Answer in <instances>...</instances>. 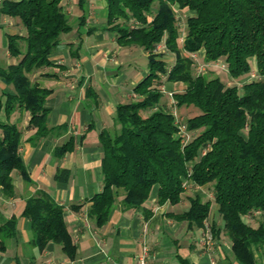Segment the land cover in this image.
Wrapping results in <instances>:
<instances>
[{
	"label": "trees",
	"instance_id": "16d2710c",
	"mask_svg": "<svg viewBox=\"0 0 264 264\" xmlns=\"http://www.w3.org/2000/svg\"><path fill=\"white\" fill-rule=\"evenodd\" d=\"M105 1L106 29L116 33L119 44L139 46L148 54V74L134 88L137 99L117 106L116 133L100 134L104 188L88 200V216L103 227L121 196L124 210H137L155 186L159 187V204L177 205L186 192L184 181H191L201 188L209 186L214 200L188 196L189 209L170 218L187 222L190 228H206L215 204L224 224L221 229L211 225L213 236L226 233L238 264H263L264 0ZM78 5L84 12L83 25L87 0H78ZM177 11L190 13L183 44ZM1 12L20 19L26 35H8L9 53L18 62L0 67V80L12 87L3 93L0 113L10 117L18 109L29 112V128L37 129V138L45 137L51 131L45 103L53 91L29 75L54 66L50 56L61 36L72 32L71 16L65 0H3ZM161 45L165 48L160 51ZM202 51L206 63L223 60L234 80L246 78L254 66L259 78L246 79L239 87L213 74L194 75L192 54ZM168 54L174 55L173 63L166 60ZM164 81L185 85L184 91L173 93L178 108L199 111L185 122L192 136L186 143L179 136L174 115L160 107ZM21 142L17 124L0 121V188L8 198L16 195L14 171L29 179ZM74 148L71 139L56 148L55 155L62 158ZM69 177L68 170L58 169L56 180ZM254 214L261 215L257 227L244 220ZM22 215L31 222L40 250L55 242L70 259L77 258L64 207L51 194L38 191L26 200ZM17 225L14 216L0 226V252L7 249L3 237H14ZM179 260L191 264L182 257Z\"/></svg>",
	"mask_w": 264,
	"mask_h": 264
},
{
	"label": "crops",
	"instance_id": "0c3cea01",
	"mask_svg": "<svg viewBox=\"0 0 264 264\" xmlns=\"http://www.w3.org/2000/svg\"><path fill=\"white\" fill-rule=\"evenodd\" d=\"M2 2L0 67H7L18 62L9 53L8 35L24 36L26 30L20 19L1 12ZM65 6L71 16L72 32L61 36L50 56L54 66L29 75L33 82L53 91L45 103L50 133L37 138V129L29 128L31 115L23 109L10 117L0 113V121L17 124L22 131L20 154L29 175L26 180L20 172L12 173L15 197H6L0 188V226L14 216L18 219L15 236L3 237L7 249L0 252V264H181L179 257L191 264H238L226 233L222 231L215 237L211 231L213 224L218 229L223 227L219 215L212 212L206 228H190L187 222L170 218L171 214L189 209L190 202L185 197L188 189L181 203L159 204V187L155 186L142 208L129 211L123 209L121 196L103 227L88 216V200L104 188L100 134L116 133L117 106L137 99L134 88L147 76L148 65L145 70L139 69L133 62L132 50L119 44L116 33L106 29L105 0H87L83 25L80 17L84 12L78 0H65ZM200 56H204L203 51ZM217 73L221 79L226 75V80L222 79L226 83L237 81L228 72ZM11 88L0 80V101ZM160 89L166 92L160 107L170 111L172 101L168 94L184 91L185 85L164 81ZM71 139L75 141L74 150L58 158L56 148ZM58 169L69 171L68 181L56 180ZM40 190L47 191L64 207L67 228L77 246L76 259H70L55 242L44 250L35 245L31 222L22 214L26 200ZM189 191L194 196L199 190ZM244 220L257 227L252 217L245 216Z\"/></svg>",
	"mask_w": 264,
	"mask_h": 264
},
{
	"label": "rangeland",
	"instance_id": "374dc122",
	"mask_svg": "<svg viewBox=\"0 0 264 264\" xmlns=\"http://www.w3.org/2000/svg\"><path fill=\"white\" fill-rule=\"evenodd\" d=\"M177 13H178L177 14L178 15L177 16L178 17V25L180 27L181 34L182 33L184 34L185 31H186V29H187V18H188V16H189L190 13L188 11H177ZM180 41H181V39H180ZM181 44H183L182 41H181ZM161 46L159 48H161ZM127 48L129 50L130 49L132 50L131 54H132V57H133V60H134L133 62L136 63V66H138L139 69L145 70L147 68V65H148V58H147V56H145V51L141 47L136 46V45L128 46ZM161 50L162 49H160V51ZM166 60L169 63H173V61H174V55L168 54V57H166ZM220 63L223 64V65L226 64L224 61H220ZM203 64H206V62L204 61V58L203 57L201 58V56L199 55V61L194 65V75L199 74V72H200L199 71V68ZM253 69H254L253 71H256L255 66H254ZM215 70H217L218 72L219 71H223L224 72V70H222L221 68H219V69L218 68H215L213 70H212V68H208L204 73L213 74L215 76H218L217 75L218 73ZM225 72H227V71H225ZM248 78H249V75L246 76V78H244L242 80H239V81H236V82H231V83H228V84H229V86H231V85L232 86L238 85L239 87H242V85L244 84L243 82L246 81V79H248ZM222 79L226 80V75H222ZM176 108H177L179 117L183 120L184 123L189 118L194 117V116H196L199 113V111L197 109H193L194 107L192 109H190L189 111H186L185 109L180 110L181 108H178L177 106H176ZM182 108H184V107H182ZM170 111H172V107H171V110ZM190 140H191V137H190ZM187 189H188L187 193H189L188 196L193 197L192 194H191V191H189L190 189H198L199 191L196 194L201 195L204 200H211V201L214 200L213 190L210 189L209 186H207V187H205L203 189H201V188L199 189L198 186H195V185H192L191 184V185L188 186ZM188 196H185V197H188ZM213 214L214 215H218V213H217V206L215 204L213 206ZM252 218H253V221L255 222L256 225H258L259 221H261V215L260 214H254L252 216Z\"/></svg>",
	"mask_w": 264,
	"mask_h": 264
},
{
	"label": "built area",
	"instance_id": "2783aa9c",
	"mask_svg": "<svg viewBox=\"0 0 264 264\" xmlns=\"http://www.w3.org/2000/svg\"><path fill=\"white\" fill-rule=\"evenodd\" d=\"M181 41L182 42L184 41V34H183V37L181 38ZM164 48H165V46L162 45L161 48H159V49H164ZM199 55H200V53L192 54V59H193L195 64L199 61ZM225 65L221 64L220 61L203 64L199 68V71H200L199 74H203L208 68H212V69L221 68L222 70L228 72V65L227 64H225ZM258 78H259V74L257 73V71H253V72L250 73L249 78L247 79V81L248 80H252V79H258ZM162 91L164 93H166L165 90H162ZM168 95L170 96L171 101H172L171 102V105H172L171 113L174 115L176 124L178 125L179 130H180L179 136H181L183 138V141L186 143V142H188L190 140V137H192L191 133L188 131L186 124L179 117V114H178V111H177V108H176L177 105H176V101L174 99L173 93H170ZM189 185H191V181H184V185L183 186H184L185 189H187ZM140 264H144V261H141Z\"/></svg>",
	"mask_w": 264,
	"mask_h": 264
}]
</instances>
